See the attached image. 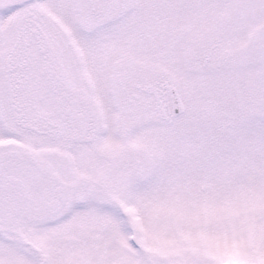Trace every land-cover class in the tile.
<instances>
[{
    "label": "rangeland",
    "instance_id": "obj_1",
    "mask_svg": "<svg viewBox=\"0 0 264 264\" xmlns=\"http://www.w3.org/2000/svg\"><path fill=\"white\" fill-rule=\"evenodd\" d=\"M31 4L53 49L34 43L40 75L51 56L71 72L81 58L78 89L97 104H83L82 136L23 138L33 158L12 163L13 185L27 213L16 257L0 237V264H264V0Z\"/></svg>",
    "mask_w": 264,
    "mask_h": 264
},
{
    "label": "flooded vegetation",
    "instance_id": "obj_2",
    "mask_svg": "<svg viewBox=\"0 0 264 264\" xmlns=\"http://www.w3.org/2000/svg\"><path fill=\"white\" fill-rule=\"evenodd\" d=\"M31 1L33 0H0V237L5 239L6 244H9L7 239L16 241L17 246H11L9 251L13 257L19 253V218L27 212L20 211L22 208L18 187L13 185L14 180H18L13 170L17 167H13L12 163L18 158L26 162H31L33 158V152H28L32 146L25 145L23 138L26 139L29 133H45L52 129L68 135L77 130L79 136H82L87 131L83 115H86V119L90 115L87 108L83 114V104L87 101L94 107L97 104L94 87L87 83L88 98L85 101L78 89L79 78H82L81 58L75 60L74 70L71 72L64 59L51 56L43 62V73L47 80L40 75L41 66L34 64L38 60L35 58L34 43H41V51L49 50L52 54L53 49L48 44L49 33L45 32L32 12ZM20 6L29 7V11L19 13ZM38 12L42 11L38 9ZM40 79L43 80L42 83ZM47 88L56 95V105L51 108L53 111L50 110L51 98L42 102L43 97L38 96ZM95 112L98 119V108ZM19 135L22 137L18 138ZM20 140L27 150L21 157L18 154ZM58 189L54 194L62 201L64 194ZM55 201L56 205L47 202L48 205L41 208L34 207L35 213L29 218H38L43 214L46 216L50 204L57 206V200ZM54 209L55 207H51L50 211ZM2 253L3 248L0 247V261L3 260ZM38 257L41 264L44 257L41 254ZM11 260L16 264L17 258Z\"/></svg>",
    "mask_w": 264,
    "mask_h": 264
},
{
    "label": "water",
    "instance_id": "obj_3",
    "mask_svg": "<svg viewBox=\"0 0 264 264\" xmlns=\"http://www.w3.org/2000/svg\"><path fill=\"white\" fill-rule=\"evenodd\" d=\"M165 85L168 86V88H169V96H170L172 110L175 113L183 111L184 110V103H183V100L180 96V93H179L177 87L174 85L169 86L168 83H165Z\"/></svg>",
    "mask_w": 264,
    "mask_h": 264
}]
</instances>
